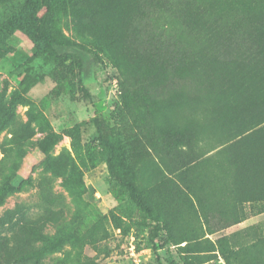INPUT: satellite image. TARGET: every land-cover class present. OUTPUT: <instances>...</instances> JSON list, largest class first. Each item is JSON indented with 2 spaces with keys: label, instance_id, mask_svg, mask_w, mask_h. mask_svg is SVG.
<instances>
[{
  "label": "trees",
  "instance_id": "1",
  "mask_svg": "<svg viewBox=\"0 0 264 264\" xmlns=\"http://www.w3.org/2000/svg\"><path fill=\"white\" fill-rule=\"evenodd\" d=\"M76 3L25 0L0 24V44L19 33L49 63L84 50L57 34L68 11H87ZM122 13L124 20L98 26L92 36L97 51L110 50L130 79L121 84L123 109L139 110L157 153L159 178L169 173L176 180L170 178L188 215L199 223L200 214L218 212L220 227L202 235L197 228L184 231L176 240V197L167 180H157V196L145 190L126 161L122 140L99 135L86 145V161L102 159L131 205L123 216L111 213V225L122 234L133 230L153 252L186 243L181 261L170 264H205L218 257L225 264H264V237L246 243L236 236L204 238L264 213V207L248 214L243 209L264 206V0H130ZM21 98L17 92L12 108ZM11 189H0V198ZM148 221L155 225L145 236ZM106 238L104 226L90 236L92 242Z\"/></svg>",
  "mask_w": 264,
  "mask_h": 264
},
{
  "label": "rangeland",
  "instance_id": "2",
  "mask_svg": "<svg viewBox=\"0 0 264 264\" xmlns=\"http://www.w3.org/2000/svg\"><path fill=\"white\" fill-rule=\"evenodd\" d=\"M129 1L77 0L75 8L84 5L87 11H68L57 34L84 50L60 62L49 63L38 56L19 33L0 44V189L12 187L0 198V264L181 261L186 243L153 252L144 247L142 237H134L133 230L122 234L111 225V213L123 216L131 205L102 159L94 164L86 161V145L99 135L122 140L126 161L145 190L153 189L157 196V180H167L176 197L172 216L176 240L184 238V231L197 228L202 235L208 227H220L218 212L200 214L199 223L188 215V207L177 200L180 192L174 178L165 172L159 178L157 167L162 170L139 110L123 109L121 104V84L123 80L131 84L130 79L122 75L110 50L97 51L93 43L96 27L125 19L122 12ZM24 2L0 0V24ZM17 92L22 98L12 108ZM263 207L243 209L248 214L251 208ZM130 212L134 220L139 219L136 212ZM148 223L145 236H150L155 225ZM97 226H104L107 238L92 242L90 236ZM223 236H236L244 243L263 238L264 213L204 238L216 241ZM20 256H25L23 261L17 260ZM205 264L225 263L218 257Z\"/></svg>",
  "mask_w": 264,
  "mask_h": 264
}]
</instances>
